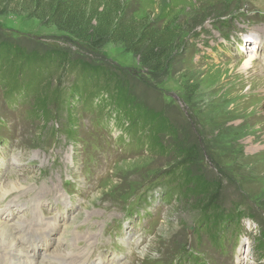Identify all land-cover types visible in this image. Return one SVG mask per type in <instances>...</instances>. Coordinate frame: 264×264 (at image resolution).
<instances>
[{"label":"rangeland","instance_id":"obj_1","mask_svg":"<svg viewBox=\"0 0 264 264\" xmlns=\"http://www.w3.org/2000/svg\"><path fill=\"white\" fill-rule=\"evenodd\" d=\"M34 3L40 12L51 8L50 17L54 9L69 18L67 26L78 33L92 32L88 18H96L90 25L108 19L115 23L124 10L121 33L130 32L139 21L149 25L144 31L160 38L156 42L163 46L165 58L146 63L141 53L146 44L125 46L98 38L82 45L79 41H86L33 17L32 10L11 12ZM235 13L243 17L234 30L237 37L250 33L248 20H257L256 29L264 31V0L5 2L0 8V186L11 178L22 186L10 193L0 188V211H8L0 215V227L13 234L15 229L20 233L16 226H26L21 235L27 232V237L14 248L21 249V261L179 264L181 256H187L180 254L182 249H200L208 264H235L244 246L239 264H264V81L258 89V71L242 68L249 58L264 72V40L258 52L246 48L250 54L245 57L233 46L219 45L227 35L223 23ZM9 43L39 61L12 64L7 80L1 70V46ZM70 60L99 66L105 76L112 72L125 81L139 104L167 118L180 147L196 153L190 165L194 174L209 183L218 180L211 212H227L235 205L233 218L241 219L235 237L232 223L223 231L200 222L201 207H190L194 201L185 199L187 185L173 202L161 196L162 188L150 189L156 175L173 169L177 160H170L171 153L155 154L150 143L134 147L128 139L119 142V128L125 131L130 124L127 115L94 85L95 69L83 72L81 87L72 86L78 76L67 69L72 68ZM43 87L45 97L39 96ZM158 140L162 147L174 142L167 132H159ZM12 214L22 222L13 223ZM35 236L46 237L50 247H37L32 257L28 242ZM223 239L225 251L209 245ZM11 250L0 244V257L10 260Z\"/></svg>","mask_w":264,"mask_h":264},{"label":"trees","instance_id":"obj_2","mask_svg":"<svg viewBox=\"0 0 264 264\" xmlns=\"http://www.w3.org/2000/svg\"><path fill=\"white\" fill-rule=\"evenodd\" d=\"M12 1L14 0H0V8L5 4V2L10 4ZM26 6L28 8L25 7L24 4H21L19 8H13L11 12L16 14H24L26 11L28 12L32 10L34 11L32 14L33 17L40 20H48L53 25L61 27L63 31L70 34L74 33L78 39L86 41H79V43L82 45H88L91 43V41L98 38L107 39V42L120 43L125 46H129L130 44L143 46L146 44L145 49L141 50V53L146 55V63L151 61L154 62L157 58L160 60H164L165 58V51H163L164 48L161 46V44H159L160 38L157 37L159 40L156 42L157 38L148 36V33L146 32V29L149 25L144 26V24H140L141 21H139L140 23L138 22L136 26L132 25V27L128 29L130 32L125 31V33H121L122 31L118 28V26L120 27L121 25L120 19L125 17L124 10L121 11V15L115 21V23L113 20L108 19V21L103 25L100 23L99 26L97 23L90 25L92 19L96 21V18L90 17L87 19V25L91 28L92 32L87 33L88 31H85L78 33L72 30V27L67 26V24L72 23L71 20L69 18L59 16L56 10H52L50 17L49 10L51 8H49L48 12L45 13L40 12L43 10H40L38 3H34L32 6ZM142 27H144L143 31H141ZM134 40L136 41L135 43ZM1 49H3L1 54L3 63L1 70L4 72L7 80H9L13 74L11 68L12 64H18V62L25 61L27 64L25 63L24 66H28L39 61L36 55L25 54L23 49L19 50L17 45L13 43L1 46ZM69 62H71V60ZM70 66H72V68L68 67L67 69H70V71L72 69L73 75L75 77L78 76V80H76L72 86L78 88L83 85V72H85V70L94 71L95 69L97 71L95 74L98 75L93 74L94 78L91 80L94 81V85L99 89H103L109 94L111 99L115 100L113 105L116 110H119L123 115H127L130 124L124 123L125 131H122L121 135L119 136V141H125V139L128 137V140L134 142V146L136 147H141L145 143L146 145L151 144L152 148L156 151L155 154H158L159 152L164 154L171 153L174 156V158H170V160H177L179 165L177 164V166L168 170V172L164 174L168 176L167 178L172 179L176 183V188L179 192L181 191L183 184L184 186L187 185V195L185 196V199L194 201L193 203L191 202L190 207H201V214L203 217L200 219V222H210V226L207 228L212 230L218 228L221 225L223 227H227L234 221L233 215L235 210L233 207H229L227 212H225L224 209H221L219 214H217L215 210L211 212V208L213 209L216 205L218 180H215L216 183H209L208 181L203 180L199 175L194 174L190 165L194 164V156H196L195 151H192L191 148L180 147L181 142H179V139L177 138V132L164 115L156 114L157 112L153 108L139 104L136 98L128 91L129 87L125 81L117 79L115 74H112V72H110L108 76H105L107 74H102L103 71L101 70V67H89L80 60L71 62ZM160 67H158L157 70H159ZM43 92H40L39 96L45 97L47 91L44 87ZM40 99L41 105L38 106L39 109L40 107L43 108L44 104L43 97ZM159 132H167L171 135L172 140L174 141L171 147L170 145L164 147L161 146L158 140ZM192 184L193 186L190 187ZM219 203L221 204L220 200ZM203 225L205 226V224Z\"/></svg>","mask_w":264,"mask_h":264},{"label":"bare ground","instance_id":"obj_3","mask_svg":"<svg viewBox=\"0 0 264 264\" xmlns=\"http://www.w3.org/2000/svg\"><path fill=\"white\" fill-rule=\"evenodd\" d=\"M251 56V55H250ZM242 68L245 70V71H249V70H253V69H256V71H258V73L257 74H255L254 75V77H256V78H258V86H259V88L258 89H260V87H262L261 85H262V83H263V81H264V72L263 71H261L260 69H259V67H258V65L257 64H253V62H252V60L251 59H246L243 63H242ZM262 91H264V89H261ZM9 178V177H8ZM9 181H11V182H9L6 186H0V188L2 189V193H5V192H9L10 193V191H12V190H16V189H18V188H21V186H17V182L19 181V180H15V179H9ZM21 182V181H20ZM24 185V184H23ZM54 192V191H53ZM6 209H8V208H6ZM8 211H6L5 209H2L1 211H0V215H5L6 213H7ZM14 214H12L11 216H12V219L14 220L13 221V223H15V222H22L19 218H17V217H15V216H13ZM10 221H7V223H9ZM3 224H5L4 222H2ZM1 225V224H0ZM2 226V225H1ZM14 226H15V224H14ZM13 227V225L11 226V227H9V228H12ZM16 227H19L20 228V233L19 232H17L18 230L17 229H15L14 231H13V234H12V232H9L8 231V229L6 228V227H0V244L1 245H8V247H10V246H12V250L11 251H9V252H11V253H13V254H11L10 256H9V258H10V260L9 259H7L6 257H0V264H25L23 261H21V259L19 258V254H18V251H19V249L18 250H14V248L15 247H17V246H19L20 244H21V241H24L25 240V237H26V233H24L23 235H21V233L23 232V230L26 228V226L24 225H21V226H16ZM49 243H50V240H48L45 244H40V245H38V244H35L34 246H33V248H34V251L36 252L37 250V247H44V248H46V250H48V248L50 247L49 246ZM10 249V248H9ZM2 251H4V250H2ZM24 252H26V253H28L29 251L27 250V249H24L23 250ZM7 253V252H6ZM24 258V257H23ZM40 259V258H39ZM75 259V258H74ZM239 262V259H237L236 260V263H238ZM239 264V263H238Z\"/></svg>","mask_w":264,"mask_h":264}]
</instances>
